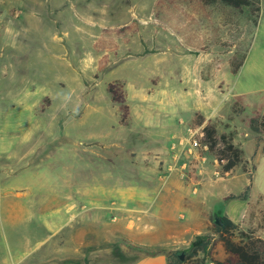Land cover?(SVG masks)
Wrapping results in <instances>:
<instances>
[{
  "label": "rangeland",
  "instance_id": "rangeland-1",
  "mask_svg": "<svg viewBox=\"0 0 264 264\" xmlns=\"http://www.w3.org/2000/svg\"><path fill=\"white\" fill-rule=\"evenodd\" d=\"M160 1L0 0V264H85L101 248L134 245L113 203L138 206L152 183L141 179L169 174L172 145L198 126H214L217 145L206 138L186 179L206 191L196 213L215 257L225 258L214 227L224 215L264 239V132L251 124L264 118V0ZM136 21L116 51L94 48L103 29ZM110 84L123 90L126 121ZM223 135L242 154L229 172L216 159ZM74 194L78 209L56 208ZM182 213L172 229L193 212ZM145 221L142 241L174 242L173 230ZM93 234L104 245H88Z\"/></svg>",
  "mask_w": 264,
  "mask_h": 264
},
{
  "label": "crops",
  "instance_id": "crops-1",
  "mask_svg": "<svg viewBox=\"0 0 264 264\" xmlns=\"http://www.w3.org/2000/svg\"><path fill=\"white\" fill-rule=\"evenodd\" d=\"M173 146L174 144L172 145V149ZM174 163L175 160L169 170L174 167ZM179 169L180 168H177L173 172H168L169 174L164 176L159 175L153 176V178H142V181H151L152 183L145 184L144 186H141V188L139 187V191L137 190L142 193L141 199L136 198V200L133 201L138 204V206L133 205L129 208L126 207V200L121 197L122 203H113L115 209L117 208V210L123 212L122 215L124 223H122V228L120 227L123 230L120 231L119 228L118 233L129 235L132 239H134L131 240L134 242V245L118 243L114 246L113 250L109 247L107 249L101 248V250L95 252L93 259L88 260L85 264H170L169 256L166 251L154 252L149 251L148 249L162 248L168 252L182 251L190 246L197 235L204 234L203 228L206 225L207 217L204 214H202V217L201 214H197L196 208L202 203H198V201H200L199 197L201 195H205L206 191L204 188H195V178L191 179L190 177L191 183L187 180L189 179V175L187 179L181 178ZM122 190L125 192V186H123ZM76 194H78V192H76ZM122 196H124L123 192ZM148 196H150V198H146ZM71 197H73V195ZM74 197H76V201L74 203L72 201L70 204L60 202L56 208H63V210H66L67 213L73 212V209H78L76 206L78 205V196L74 194ZM108 207L110 208V205ZM99 208H104V206ZM187 209L190 210V212L191 210L193 212L189 215L188 221L185 222L182 227H179V229H172V226H174L173 224L178 218H181L182 220L186 219L182 210ZM146 218L157 220L161 225L167 226L169 230H173L172 233L175 237L174 242L172 244H164L158 241H142L145 238L144 236H146L143 231L151 229L149 221H145ZM231 219L233 220V218ZM89 223H91L94 228L101 227L102 229H106L109 227L107 223L100 220L93 219L92 221H89ZM97 236L98 235L93 234L91 236V240L88 241L87 244L104 245V242L100 243L97 241ZM79 237L80 236L76 234L75 238L79 239ZM100 237L104 238L103 236H99L98 238L100 239ZM81 240L84 242L83 236ZM78 243L79 242L76 240V244ZM72 251V253H79L78 247Z\"/></svg>",
  "mask_w": 264,
  "mask_h": 264
},
{
  "label": "trees",
  "instance_id": "trees-1",
  "mask_svg": "<svg viewBox=\"0 0 264 264\" xmlns=\"http://www.w3.org/2000/svg\"><path fill=\"white\" fill-rule=\"evenodd\" d=\"M223 3L232 6L234 8H242L244 6H251V0H220ZM259 2V0H255ZM162 3V0L159 2ZM260 11V8L257 9ZM139 23L133 22L127 26L103 29L101 37L95 42L94 48L97 50L116 51L119 48V44L114 40L116 37H123L127 40V37L136 33L139 30ZM109 60L108 54H105L100 59L99 70L105 68ZM232 63L233 73H237L240 64L235 67ZM109 93L112 96V100L115 103H119L122 106L123 121H126L129 113V107L125 104L126 98L122 88L116 87L115 84H110L108 88ZM252 127L256 131L264 132V118L254 119L252 121ZM207 138L212 143V147L217 145L215 140L216 130L215 127L209 125L205 128ZM224 147L219 151L220 160H226L224 164V170L229 172L241 161V150L236 148L233 142L226 136H222ZM252 183L246 188L243 195L239 196L241 199H246L247 193L250 190ZM229 198H238L237 196H230ZM221 220L224 222L222 226L216 223L214 220V227L219 235L225 250V258L218 259L214 255L216 241H213V237L208 234L197 235L190 246L182 251H170L162 248L148 249L149 251H166L169 256L170 264H264V239L256 236L253 232H244L239 230V225L236 224L231 218L224 215ZM239 232V241H236L235 233ZM185 254L184 260H181V254Z\"/></svg>",
  "mask_w": 264,
  "mask_h": 264
},
{
  "label": "built area",
  "instance_id": "built-area-1",
  "mask_svg": "<svg viewBox=\"0 0 264 264\" xmlns=\"http://www.w3.org/2000/svg\"><path fill=\"white\" fill-rule=\"evenodd\" d=\"M206 138L207 135L205 132V126H198L189 129L188 137L185 139L181 138L179 142L175 143L173 146V150L179 148V152L174 156V167L171 168L169 172H173L177 168H180L179 173L181 178H187L188 172L191 170H189V168L191 167L193 161L201 158L198 154L199 149H203L204 151L210 150V146ZM216 159L218 163H220V161L223 163L225 162V160H220L219 157ZM202 160H205V158H202Z\"/></svg>",
  "mask_w": 264,
  "mask_h": 264
},
{
  "label": "water",
  "instance_id": "water-1",
  "mask_svg": "<svg viewBox=\"0 0 264 264\" xmlns=\"http://www.w3.org/2000/svg\"><path fill=\"white\" fill-rule=\"evenodd\" d=\"M216 223L220 226H222L224 224V222L221 219H216ZM184 257H185V254L182 253L180 256L181 260H184Z\"/></svg>",
  "mask_w": 264,
  "mask_h": 264
}]
</instances>
